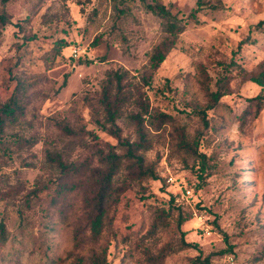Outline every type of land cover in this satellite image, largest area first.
I'll return each mask as SVG.
<instances>
[{"label": "rangeland", "instance_id": "rangeland-1", "mask_svg": "<svg viewBox=\"0 0 264 264\" xmlns=\"http://www.w3.org/2000/svg\"><path fill=\"white\" fill-rule=\"evenodd\" d=\"M144 3L164 5L184 27L157 69L150 66L151 55L167 37L165 20ZM37 4L10 0L5 9L11 23L0 35V103L17 80L29 85L25 116L7 133L36 139L0 159V221L7 229L0 264L70 263L74 218L50 205L59 173L50 167L46 150L71 162L98 146L107 150L106 143L118 145L88 106L98 104L104 84L111 83L115 94L111 77L117 73L124 77L126 96L134 95L116 121L122 138L137 139L130 116L148 103L144 125L153 146L144 154V168L154 169L160 179L119 171L117 181L127 186L107 222L109 264H193L196 256L209 254L212 264H264V108L255 114L250 103L261 90L252 77L264 59V0ZM218 90L223 96L207 107ZM160 112L169 118L153 127L149 121ZM65 123L92 134L68 138L59 129ZM170 173L192 189L193 197L162 181ZM33 189L39 195L21 222L16 205ZM175 195L178 201L171 202ZM159 209L166 212L165 226L154 231ZM179 214L185 218V240L196 247L177 249Z\"/></svg>", "mask_w": 264, "mask_h": 264}, {"label": "trees", "instance_id": "trees-1", "mask_svg": "<svg viewBox=\"0 0 264 264\" xmlns=\"http://www.w3.org/2000/svg\"><path fill=\"white\" fill-rule=\"evenodd\" d=\"M10 0H2L3 6L0 9V35L3 29L11 23V16L6 11L5 6ZM43 0H39V5ZM38 5V4H37ZM38 5V6H39ZM145 8L162 17L165 20L164 30L167 33L165 41L160 44L151 55L152 69L159 68V65L165 60V57L170 52L175 44V38L183 32L184 27L181 21L173 15L164 5L161 4H146ZM31 38V37H29ZM64 42H60L58 47L61 48ZM116 80L117 90L112 93L111 83L104 84L98 104L95 106L88 104L91 110L95 113L96 123L108 132L110 135L118 139V145H111L107 150L96 147L92 155H86L77 161L66 162L61 153L57 150H46V157L51 168L59 173L58 189L55 195L50 200V205L59 215L68 217L73 215V248L68 253V258L71 259L69 264H109L108 254L111 245L110 230L107 227V222L120 201V195L126 189L127 184L123 181H117V175L120 170L128 171L130 177L139 179L153 178L160 179L158 173L151 167L144 168V154L153 146L144 125L145 115L149 113V104H142L141 113L131 114L130 118L135 122L138 137L135 140L130 138H122L121 128L116 121L121 114V107L128 101L134 99V95L126 96L123 75L117 73L111 77ZM252 80L261 87L260 93L250 98L251 107L255 114H258L264 108V59L261 60L258 66L257 73L252 77ZM29 85H24L21 80H17L15 87L5 103H0V159L4 156H10L13 152V147L18 149H26L36 143V139H26L21 135L7 133L9 126L17 125L26 113V105L28 99ZM224 92L218 90L212 93V103L207 107L212 108L223 96ZM104 113L105 117L101 118L100 113ZM203 118H206L205 111L201 112ZM169 116L160 112L154 116L149 123L156 128L168 119ZM104 120V121H102ZM161 120V122H157ZM106 123H110L107 126ZM59 129L66 137L76 139V137L92 132L85 129L76 132L74 126L70 123L61 124ZM94 135V134H93ZM97 137V136H94ZM94 139V138H93ZM96 146V144L94 143ZM93 145V146H94ZM116 148L123 149L122 152H117ZM197 156L205 158V154L194 150ZM124 159H127L125 162ZM126 163V164H125ZM136 167L134 170L129 168ZM148 170V171H147ZM162 181L167 183L166 178ZM1 195H6L2 191ZM39 195V190L33 189L21 197L22 201L16 205V212L19 215L21 222L25 219L27 211L33 208V200ZM177 196H171V202H177ZM51 209V208H49ZM180 210V207H176ZM166 212L158 210V218L160 222H154L151 230L158 231L164 227L162 223ZM185 218L181 214L178 216L177 227L180 229V240L177 249L188 247H196V244L185 240L184 232L181 230V225ZM228 236H225L227 240ZM7 241V229L4 220L0 221V249ZM169 244L164 247L167 251ZM221 250V253L230 252ZM212 256L209 254L205 257L201 255L193 259V264H212Z\"/></svg>", "mask_w": 264, "mask_h": 264}, {"label": "built area", "instance_id": "built-area-1", "mask_svg": "<svg viewBox=\"0 0 264 264\" xmlns=\"http://www.w3.org/2000/svg\"><path fill=\"white\" fill-rule=\"evenodd\" d=\"M73 53H74V55H76L77 50L74 49V50H73ZM166 181H167V183H168L169 185H171V186H178L179 189H180V191H181V193H182V195H183V197H185V198L193 197V191H192V189L188 188L186 184L183 185V184L178 180V178L175 177L173 174L170 173V174L166 177ZM230 259H233V258L230 257Z\"/></svg>", "mask_w": 264, "mask_h": 264}]
</instances>
